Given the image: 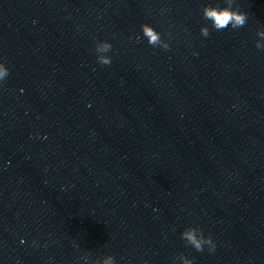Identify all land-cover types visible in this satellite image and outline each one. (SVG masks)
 <instances>
[{"label":"water","instance_id":"95a60500","mask_svg":"<svg viewBox=\"0 0 264 264\" xmlns=\"http://www.w3.org/2000/svg\"><path fill=\"white\" fill-rule=\"evenodd\" d=\"M208 2L0 0V264H264V0Z\"/></svg>","mask_w":264,"mask_h":264},{"label":"clouds","instance_id":"9594fccd","mask_svg":"<svg viewBox=\"0 0 264 264\" xmlns=\"http://www.w3.org/2000/svg\"><path fill=\"white\" fill-rule=\"evenodd\" d=\"M235 0H223V6L219 3L213 4L211 2L205 3L202 6V16L204 20L211 23V28L215 31H222L231 27L232 29H239L244 27L248 21V13L239 9V6H234ZM163 11V10H162ZM143 36L147 38V41L153 47L160 46L163 49H169L170 45L167 40L162 39L161 33L158 32L151 24L143 23L141 25ZM201 35L208 37L210 35V29L208 24H202L200 27ZM257 36L264 38V28L257 30ZM140 39L139 36L136 37ZM256 48L264 50V45L256 41ZM112 49V45L108 40L103 42H97L95 44V52L97 54V60L101 65H110L111 57L108 55H102L101 53H108ZM9 75V69L6 67V62L0 60V82H4ZM199 231V235H197ZM181 238L190 244L197 251H204V246H208L209 252L215 251V242L211 235H204L203 230L196 227H189L182 231ZM103 264H115V257L109 254L104 260ZM185 264H192L191 260H185Z\"/></svg>","mask_w":264,"mask_h":264}]
</instances>
